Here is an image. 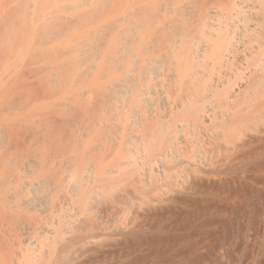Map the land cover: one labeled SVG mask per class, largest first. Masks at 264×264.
<instances>
[{
	"label": "bare ground",
	"instance_id": "1",
	"mask_svg": "<svg viewBox=\"0 0 264 264\" xmlns=\"http://www.w3.org/2000/svg\"><path fill=\"white\" fill-rule=\"evenodd\" d=\"M261 188L264 0H0V264H113Z\"/></svg>",
	"mask_w": 264,
	"mask_h": 264
},
{
	"label": "rangeland",
	"instance_id": "2",
	"mask_svg": "<svg viewBox=\"0 0 264 264\" xmlns=\"http://www.w3.org/2000/svg\"><path fill=\"white\" fill-rule=\"evenodd\" d=\"M260 190L262 192L255 191L253 193L246 190L249 194L242 191L241 195L231 199L233 201L217 202L218 205L214 204L213 211L209 210L205 214L202 212L205 218L202 213L199 215L200 220L196 218V221L191 223L180 221L181 223H177L178 226L175 224L174 229L172 228L174 237L160 238L162 240H156V242L151 240L153 243L150 240L147 243L144 242L139 247L141 250H135L139 253L141 251L140 254L138 252L136 254L134 251V255L131 253L132 257L126 256V258H122L123 260L121 259L122 261L118 260V264H234L242 258L260 253L264 249V190L262 188ZM213 217L220 219L224 225L218 219L219 222L211 219ZM206 218L210 219H208V223ZM143 245L146 246L143 247ZM117 262L113 264H117Z\"/></svg>",
	"mask_w": 264,
	"mask_h": 264
}]
</instances>
